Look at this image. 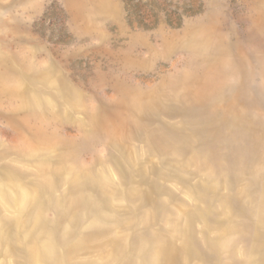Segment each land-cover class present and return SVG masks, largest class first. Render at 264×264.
Returning <instances> with one entry per match:
<instances>
[{
    "label": "rangeland",
    "instance_id": "obj_1",
    "mask_svg": "<svg viewBox=\"0 0 264 264\" xmlns=\"http://www.w3.org/2000/svg\"><path fill=\"white\" fill-rule=\"evenodd\" d=\"M0 264H264V0H0Z\"/></svg>",
    "mask_w": 264,
    "mask_h": 264
}]
</instances>
